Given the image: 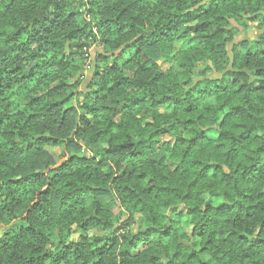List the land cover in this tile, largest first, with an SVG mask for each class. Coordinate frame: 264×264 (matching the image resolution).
I'll use <instances>...</instances> for the list:
<instances>
[{"label":"clouds","instance_id":"9594fccd","mask_svg":"<svg viewBox=\"0 0 264 264\" xmlns=\"http://www.w3.org/2000/svg\"><path fill=\"white\" fill-rule=\"evenodd\" d=\"M0 58V264H264V0H0Z\"/></svg>","mask_w":264,"mask_h":264},{"label":"trees","instance_id":"16d2710c","mask_svg":"<svg viewBox=\"0 0 264 264\" xmlns=\"http://www.w3.org/2000/svg\"><path fill=\"white\" fill-rule=\"evenodd\" d=\"M71 15H75V14L73 13ZM5 30L15 32V30L10 25L7 26ZM3 62H5L4 58H0V63H3ZM16 71H17V69H15V68L10 69V72H16ZM30 72H31V70H29V74H30ZM260 73H264V69H257V74L259 75ZM47 79H48L47 76H45V80L46 81H47ZM61 87H62V83H56V84L52 85V87L49 89V91L52 92V97H51V101H50L52 107H55L56 105H64L65 104V100L67 99V97L61 96L59 94V92L57 91ZM252 91H254V92H264V85L258 86L256 88L252 89ZM176 103L179 104L180 101L177 99ZM211 104H212L213 107H215L217 109L224 108V104L219 103L218 101H215V100L211 101ZM232 107H233L234 110H237L238 111V109H239L240 106L237 105V104H233ZM67 110H68V107L65 106V111H67ZM259 111H264V109H260ZM36 115H37V113L29 112L28 113V119L29 120H32L33 117H35ZM227 115H231V113L226 111L225 112V116H227ZM0 123H2V121H0ZM240 127H246V125H243L242 124V125H240ZM241 135H243V133H241ZM201 138H203L202 134H201ZM257 151H264V149H257ZM73 158H75V157H72V156L69 157V159H73ZM79 159H85V157L81 156V157H79ZM198 162L199 163H203L204 161L201 160V161H198ZM62 166L63 165H61V167ZM205 167H208V165L205 164ZM217 167H219V165H217ZM251 167L255 168L256 165L253 164V165H251ZM262 167H264V165H262ZM202 171H203V169H201V172ZM201 178L203 179L204 177H201ZM5 180L8 183H15L16 182L15 180H13L10 177L9 178H5ZM89 188H91L95 192L106 191V190H103L101 188H98V187H96L95 185H92V184H89ZM217 195H219V193H217ZM216 207H217V210L218 211L221 210V209H227L228 212H231L233 206L232 205H225L223 203H219V204L216 205ZM253 207H255V205H253ZM208 208H210V205H206L205 206V209L206 210ZM196 212H197V206H196L195 203H193L192 206L188 210V214H190V215L191 214H196ZM65 247H67V245ZM199 251L200 252H203L204 249L203 248H200ZM97 264H98V261H97ZM203 264H208V261L207 260L203 261Z\"/></svg>","mask_w":264,"mask_h":264}]
</instances>
